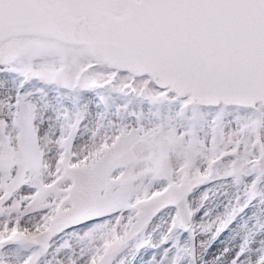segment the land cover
<instances>
[{"label": "snow or ice", "instance_id": "snow-or-ice-1", "mask_svg": "<svg viewBox=\"0 0 264 264\" xmlns=\"http://www.w3.org/2000/svg\"><path fill=\"white\" fill-rule=\"evenodd\" d=\"M0 264H264V0H0Z\"/></svg>", "mask_w": 264, "mask_h": 264}]
</instances>
